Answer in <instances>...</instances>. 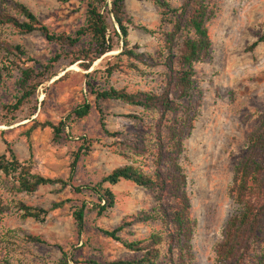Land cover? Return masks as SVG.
<instances>
[{"label":"rangeland","instance_id":"1","mask_svg":"<svg viewBox=\"0 0 264 264\" xmlns=\"http://www.w3.org/2000/svg\"><path fill=\"white\" fill-rule=\"evenodd\" d=\"M21 1L55 34L75 37L85 24L83 0ZM168 1L173 6L182 2ZM213 3L217 13L207 24L211 55L195 65L202 96L200 101L198 97L192 100L198 102L197 116L186 140L183 159L189 176L191 216L196 221L192 264H215L213 246L222 239L227 220L238 210L229 191L234 168L246 153L247 138L258 115L264 113V41L249 49L264 34V0ZM125 5L132 20L131 45L155 54L162 48V36L147 33L143 27L157 32L171 28L168 24L161 26L160 7L150 0H125ZM0 35L24 51L18 58L10 57L15 60L12 74L0 82V156L9 144L20 161L32 166L34 173L60 178L68 184L40 186L34 193L18 192L13 177L0 171V198L6 207L0 219V264H57L63 253L67 254V264L132 257L134 254L120 241L102 230H114L128 215L150 212L156 205L153 192L122 180L110 186L115 205L99 215L98 198L84 188L99 183L112 170L128 163L116 152L115 143L142 127L141 122L130 117L141 116L142 110L121 100H97L91 88L157 90L162 84V68L137 73L125 57H116L122 50L117 38L113 51L86 68L83 63L89 61L72 64L70 49L48 40L39 31L20 34L4 29ZM87 42L88 38L81 36L79 44L85 47ZM25 68H34L37 85L15 110L13 106L23 96L18 81ZM86 101L92 105L90 113L73 122L70 114ZM47 121L64 124L59 137L51 127H35ZM105 130L117 135H109ZM76 187L82 190L76 191ZM14 201L49 212L43 221L24 218ZM58 202L64 204L50 210ZM84 204L85 224L79 231L74 212ZM158 228L156 222H136L119 235L124 240L141 239ZM28 235L41 242L24 240ZM262 254L264 241H258L244 264H260ZM159 264L167 263L162 259Z\"/></svg>","mask_w":264,"mask_h":264},{"label":"trees","instance_id":"2","mask_svg":"<svg viewBox=\"0 0 264 264\" xmlns=\"http://www.w3.org/2000/svg\"><path fill=\"white\" fill-rule=\"evenodd\" d=\"M83 1L86 4V21L75 37L51 32L21 0H0V30L11 29L20 34L39 31L48 40L68 47L73 55L72 64L89 61L83 63L86 68L113 51L116 46L114 38H117L122 50L116 57H125L134 71L142 75L156 67L163 70L162 84L157 90L91 88L97 100H121L141 108V116L132 114L130 117L141 122L142 127L115 143L116 152L128 163L112 170L99 183L87 185L84 189L98 198L100 204L96 208L99 215L115 205V194L110 186L122 180L152 191L156 205L150 212L141 211L126 216L112 231L102 230L105 235L120 241L134 254L132 257L107 262L88 260L86 264H159L162 259L167 264H192L196 221L191 216L189 176L183 159H186V140L191 135L197 116L198 102L192 100L198 97L200 101L202 96L195 78V65L211 55L212 41L207 24L216 16L215 4L213 0H182L179 6H173L168 0H150L161 9V26H171L169 30L161 28L159 32L143 27L147 33H160L162 36V48L152 54L131 45L129 26L132 20L126 12L125 0ZM81 36L88 38L85 47L79 44ZM261 41H264V34L249 49H254ZM23 54L20 45H12L0 35V82L4 76L12 74L15 60L10 57L18 58ZM35 79L34 68L21 71L18 87L23 96L13 106L15 110L33 94L37 85ZM91 109L92 105L86 101L69 117L73 122L83 119ZM37 126L51 127L56 137L64 129L62 122L56 125L47 121ZM105 131L109 135H117ZM0 171L13 177L18 192L34 193L40 186L49 184L68 185L63 179L34 173L32 166L20 161L9 144L6 153L0 156ZM75 190L82 189L76 187ZM229 191L238 210L227 220L222 239L213 246L214 261L215 264H244L254 245L264 241V113L258 115L257 123L247 138L246 153L235 165ZM14 204L24 218L43 221L49 212L22 201H14ZM63 204L54 203L50 210ZM85 208L84 204L74 212L79 231L85 224ZM5 209L4 200L0 198V219ZM149 221L156 222L159 228L147 237L124 240L119 235L133 223ZM24 240L41 242L29 235ZM63 256L57 264H67V254L63 253ZM259 263L264 264V254ZM4 264L10 262L5 261Z\"/></svg>","mask_w":264,"mask_h":264}]
</instances>
